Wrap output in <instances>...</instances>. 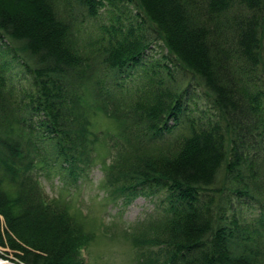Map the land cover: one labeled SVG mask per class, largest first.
I'll return each instance as SVG.
<instances>
[{"label":"trees","instance_id":"16d2710c","mask_svg":"<svg viewBox=\"0 0 264 264\" xmlns=\"http://www.w3.org/2000/svg\"><path fill=\"white\" fill-rule=\"evenodd\" d=\"M139 196L126 264H264V0H0V247L90 264Z\"/></svg>","mask_w":264,"mask_h":264},{"label":"rangeland","instance_id":"374dc122","mask_svg":"<svg viewBox=\"0 0 264 264\" xmlns=\"http://www.w3.org/2000/svg\"><path fill=\"white\" fill-rule=\"evenodd\" d=\"M94 25L90 24L88 28L91 30L93 29ZM153 51L157 54L158 57L159 54L163 52L161 47H158V45L154 46ZM191 95L195 96V101L198 100L206 101V93L204 92L203 87L197 86L195 87ZM200 104V103H199ZM201 107H204V104H200ZM199 105V108H200ZM189 108L192 111V108L189 106ZM201 111L200 114H202ZM94 165H98V162H96ZM41 171V170H38ZM86 178H79V181L77 183L83 184L84 180L90 179L91 183H89L85 188L82 189V197L87 201V203L91 204L92 201L90 200L91 196L98 193L99 195H102L103 189L99 188L97 190V180L99 179L101 175V171L97 166H92L88 169ZM56 176V175H55ZM66 176L61 175L57 176L53 179L54 184H59V177ZM42 184L45 188V190L48 193H51L53 195L56 194L55 191L51 189L47 184H44L42 181ZM82 186V185H81ZM75 196H77L75 194ZM147 202V198L143 196L137 197L131 204L128 205H120V202L118 205L111 209L110 212H108V216L106 217V221L100 222L96 224L95 228L97 231V238L95 241V245H93L90 250L85 254L86 260L88 259L90 264H126L127 257L125 256V253L128 251V245L124 243L123 240V233L121 232L122 227V220L125 224L130 223L131 221L135 220L140 213L141 207H144V204ZM99 207L98 204L94 207L88 206V209L86 208V216L88 218L94 219L96 218V208ZM120 210L121 217L119 215H114L116 210ZM88 221V220H86ZM114 224H116L114 226ZM87 227H91L89 224H87ZM114 231V232H113ZM113 232V234H112ZM107 238V239H106ZM109 238H114L118 243H110V240L108 241L109 244L106 245L107 240ZM18 250L16 249V253ZM0 259L8 261L12 264H22L18 261L16 258V255L13 254V252L10 249L7 248H1L0 247ZM129 261V260H128ZM130 262V261H129Z\"/></svg>","mask_w":264,"mask_h":264},{"label":"bare ground","instance_id":"6f19581e","mask_svg":"<svg viewBox=\"0 0 264 264\" xmlns=\"http://www.w3.org/2000/svg\"><path fill=\"white\" fill-rule=\"evenodd\" d=\"M56 15H58V14H56ZM56 15H55V16H56ZM59 16H60V15H59ZM152 40H153V39H152ZM155 52H156V51H155ZM156 55H157V54H156ZM148 56H149V55H148ZM145 63H146V62H145ZM149 64H150V63H149ZM141 69H142V68H141ZM185 127H186V126H185ZM185 127H184V128H185ZM187 129H188V128H187ZM185 130H186V129H185ZM185 130H184V131H185ZM186 131H187V130H186ZM186 131H185V132H186ZM181 132H182V131H181ZM181 132H180V133H181ZM174 133H175V132H174ZM170 135H171V134H170ZM179 135H180V134H179ZM177 136H178V135H177ZM175 137H176V136H175ZM170 138H171V137H170ZM172 138H173V137H172ZM161 139H162V138H161ZM161 139H160V140H161ZM177 139H178V138H177ZM173 140H174V139H173ZM175 140H176V139H175ZM180 140H181V139H180ZM180 140H179V141H180ZM0 264H12V263L0 259Z\"/></svg>","mask_w":264,"mask_h":264}]
</instances>
